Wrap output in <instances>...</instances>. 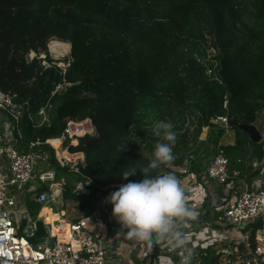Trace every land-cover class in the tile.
I'll return each instance as SVG.
<instances>
[{
  "label": "trees",
  "instance_id": "1",
  "mask_svg": "<svg viewBox=\"0 0 264 264\" xmlns=\"http://www.w3.org/2000/svg\"><path fill=\"white\" fill-rule=\"evenodd\" d=\"M205 36H211L217 55L202 63L193 50ZM51 37L71 44L65 73L24 59ZM206 66L217 70L218 80ZM0 89L29 99L34 109L54 104L49 124L21 123L27 139L59 135L68 117L94 122L97 133L81 131L69 147L83 155L76 174L51 160L56 178L65 177L66 198L74 195V182L85 178L94 191L141 180L138 169L127 180L118 174L147 166L158 139L152 127L161 120L174 124L175 159L154 174L176 171L186 155L204 149L193 147L203 127L211 130L212 117L227 114L250 124L264 105V0H0ZM233 128V143L220 149L229 169L243 168L236 160L247 162L261 148ZM220 132L212 136L211 154ZM196 157L190 169L199 174L207 160ZM62 214L52 204L39 217L53 224ZM43 235L39 220L34 240Z\"/></svg>",
  "mask_w": 264,
  "mask_h": 264
},
{
  "label": "built area",
  "instance_id": "2",
  "mask_svg": "<svg viewBox=\"0 0 264 264\" xmlns=\"http://www.w3.org/2000/svg\"><path fill=\"white\" fill-rule=\"evenodd\" d=\"M54 42L60 41L51 37L45 47L25 53L24 59L27 62L36 60L42 69L56 68L65 73L70 63V49L55 52L51 47ZM214 64L219 62L216 60ZM206 73L218 80L217 70L212 67L206 66ZM59 87L57 85L51 95ZM222 108H227L226 97ZM53 110L54 104L50 101L34 109L29 99L20 100L17 92L0 89V264H120L116 241L103 237L99 228L106 225L111 216V205L106 202V197L121 184L94 191L90 179L74 182L76 196H83L87 201L92 197L93 209L74 219L69 216L70 219L58 222L67 225L66 240L53 232L50 224L37 215L31 216L23 207V195L42 206L73 207L64 197L65 177L56 178L51 160L54 158L61 168L76 174L83 163V155L69 151L80 136L74 127L84 123L83 134L97 133L90 117L81 120L68 117L59 135L27 139L21 123L28 121L33 128L47 125ZM229 118L227 114L217 115L210 123L227 128ZM251 124L258 131L261 154L247 162L238 158L236 161L243 164V168L229 169V160L218 145L199 174L190 169L192 160L197 158L194 153L186 155L176 171L162 173H172L180 180L188 205L197 213L195 219L183 225V231L189 237L188 247L193 250L192 264H200L201 257L207 255V247L215 243L225 245L218 250L214 248L215 253L225 252L231 256L224 264H264V105L256 112ZM56 139L58 143L54 145L51 140ZM74 140L76 143L72 142ZM62 149L70 155H79V159L68 162L60 158L58 151ZM39 220L46 228V234L35 241ZM138 244L144 252L137 263L128 264H178L184 252L183 249H170L166 241Z\"/></svg>",
  "mask_w": 264,
  "mask_h": 264
},
{
  "label": "clouds",
  "instance_id": "3",
  "mask_svg": "<svg viewBox=\"0 0 264 264\" xmlns=\"http://www.w3.org/2000/svg\"><path fill=\"white\" fill-rule=\"evenodd\" d=\"M152 133L158 139L147 166L129 167L118 174L127 180L138 169L143 178L121 184L106 197V202L111 205V215L119 222L124 238L147 244L166 241L170 249L184 250L178 264H192L193 250L188 247L189 237L183 225L195 219L197 213L188 205L185 188L174 174H154V170L170 167L174 161L177 133L174 124L167 120L155 122ZM123 148L124 145L119 151Z\"/></svg>",
  "mask_w": 264,
  "mask_h": 264
},
{
  "label": "crops",
  "instance_id": "4",
  "mask_svg": "<svg viewBox=\"0 0 264 264\" xmlns=\"http://www.w3.org/2000/svg\"><path fill=\"white\" fill-rule=\"evenodd\" d=\"M219 135H221V132L218 134V136ZM217 142H218V145L220 146V143H219L218 140H217ZM232 143L233 142L231 141V142L225 143L224 145L232 144ZM73 190H74V184H73V188H72V192H73L74 195L72 197H69V198H66L65 196L64 197H65L66 200H68V201L70 200L72 202V203H70V206L74 207L75 203H76V206L74 207V210H72L73 207H71V208L65 207L64 211H65L66 217H62L61 216L62 219H63L62 221H66L67 219H70V218L74 219L77 215L93 209V206H92L93 198L92 197H89V199H88L89 200L88 201L89 205L83 204V202L79 199V197H81V196H76V194L74 193ZM83 198L84 197L82 196L81 199H83ZM27 200H29L28 202L31 203V204L40 205L36 201H34L31 197H29V196H27ZM48 205L49 204H46V205L40 207V209L37 212V216L38 217L40 216L41 210L44 207L48 206ZM54 206H56V205H54ZM69 216H71V217L69 218ZM57 223L58 222H56L55 225H57ZM50 225H51V228H52L53 224H50ZM120 227L121 226H120L119 222L111 215L109 217V219L107 220L105 227L102 226L99 229L102 230V236L103 237L111 238V240H115L116 241L115 242V247L119 251V258L118 259H119L120 264L121 263L122 264H128L129 262L137 263L138 262V257H140L143 254V252H144V248H140L138 242H136L134 240H129L127 238H124L121 235ZM45 234H46V228H45ZM223 246H225V245L221 244V243H219V244L215 243L214 245L208 246L207 250H206L207 251V255L201 257L200 264H224V262L227 259H230L231 256L229 254H226L225 252H223V253H221V252L215 253V249H217V250L221 249ZM206 257H207V260L209 258V259H211L210 261H212V262L211 263H209L207 261L204 262V259Z\"/></svg>",
  "mask_w": 264,
  "mask_h": 264
},
{
  "label": "rangeland",
  "instance_id": "5",
  "mask_svg": "<svg viewBox=\"0 0 264 264\" xmlns=\"http://www.w3.org/2000/svg\"><path fill=\"white\" fill-rule=\"evenodd\" d=\"M58 41H63L60 40L58 38H56ZM67 42V41H64ZM69 43V42H68ZM70 45V43H69ZM199 48L193 50V54L194 56H196L199 60L203 61L205 59H212L213 57L215 58V56L217 55V49L215 48L214 45H212V38L211 36H205L204 40H202L199 44ZM71 48V45H70ZM199 54V55H198ZM216 61V60H215ZM235 126H228L227 128H220L219 126H212L211 130H209L208 127H203L201 130V133L198 137V141L196 143V145H194L193 149L196 147H200L199 149H205L208 147V151L206 154V151L200 150V153L195 154L196 156L202 157V159H204L205 161L208 160L209 156H211V153H209L210 147H212V136L216 133H218L219 130L223 129V133L218 136V141L220 143V145H224L227 142H233L234 138H235V129L233 128ZM70 138H68V141H65V145L69 142ZM254 150L257 148H253ZM38 185V183H36ZM22 200L24 201L23 203V207H25V209L27 210V212L31 215V216H36L38 210L36 209V204H31L29 203L27 200L26 195L21 196ZM82 197H79V199L83 202V204L89 205L88 201L86 199H81ZM46 205V204H44ZM52 205V204H49ZM39 206V205H38ZM42 205H40L41 207ZM54 206V205H53ZM65 207L64 206H54V210L55 211H63L62 217H66L65 211H64ZM56 222H53V225H55ZM103 227H105V225H103Z\"/></svg>",
  "mask_w": 264,
  "mask_h": 264
},
{
  "label": "bare ground",
  "instance_id": "6",
  "mask_svg": "<svg viewBox=\"0 0 264 264\" xmlns=\"http://www.w3.org/2000/svg\"><path fill=\"white\" fill-rule=\"evenodd\" d=\"M52 49L56 52V51H59L60 49L61 50H64V51H68L70 49V45L68 42H64V41H60V42H54L52 43ZM84 123L82 124H79L78 126L74 127V131L76 133H79L81 131H84V126H83ZM51 142L54 144V145H57L58 143V140H51ZM73 143H76V141H72ZM58 156L60 158H64L65 160H67L68 162H75L79 159V155H70L66 150L62 149L61 151H58ZM62 217L56 221V222H63L62 221ZM52 230L53 232H57L60 236L61 239L63 240H66L67 238L65 237L66 234H67V225L66 224H63V223H58L57 226L54 225L52 226ZM73 244H75V242H73Z\"/></svg>",
  "mask_w": 264,
  "mask_h": 264
},
{
  "label": "water",
  "instance_id": "7",
  "mask_svg": "<svg viewBox=\"0 0 264 264\" xmlns=\"http://www.w3.org/2000/svg\"><path fill=\"white\" fill-rule=\"evenodd\" d=\"M229 125L235 126L239 130L245 132L249 136L251 141H253L255 143L259 142L260 137H259L258 131L256 130V128L252 124H244V123L238 122L237 118L235 116H231L229 118ZM209 126H217V124L210 123Z\"/></svg>",
  "mask_w": 264,
  "mask_h": 264
}]
</instances>
